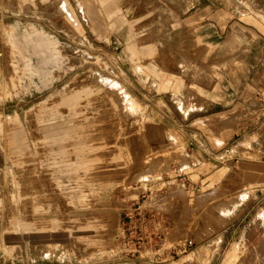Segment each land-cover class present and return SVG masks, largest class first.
I'll use <instances>...</instances> for the list:
<instances>
[{
  "label": "rangeland",
  "instance_id": "374dc122",
  "mask_svg": "<svg viewBox=\"0 0 264 264\" xmlns=\"http://www.w3.org/2000/svg\"><path fill=\"white\" fill-rule=\"evenodd\" d=\"M0 80V264H264V177L191 184L210 130L264 164V0H0Z\"/></svg>",
  "mask_w": 264,
  "mask_h": 264
},
{
  "label": "crops",
  "instance_id": "0c3cea01",
  "mask_svg": "<svg viewBox=\"0 0 264 264\" xmlns=\"http://www.w3.org/2000/svg\"><path fill=\"white\" fill-rule=\"evenodd\" d=\"M241 41L242 33L236 29L228 45L237 47ZM250 53H252V49ZM208 133V139H205L202 144L198 142L195 146H191V150L196 152L195 159L199 163L196 174L198 180L191 181V184H197L201 180L212 184L221 179L225 185L231 186L234 183L237 185L245 184L251 180L255 181L264 177V164L259 162L249 163L241 160V158L239 159V156H228L232 147L227 142V130H210ZM235 171L239 173L231 174ZM155 220V228L159 229L160 223L157 218Z\"/></svg>",
  "mask_w": 264,
  "mask_h": 264
},
{
  "label": "built area",
  "instance_id": "2783aa9c",
  "mask_svg": "<svg viewBox=\"0 0 264 264\" xmlns=\"http://www.w3.org/2000/svg\"><path fill=\"white\" fill-rule=\"evenodd\" d=\"M138 206L130 214H127V221L124 223V237L127 244L134 247V251H140L142 247L149 246L151 242L160 241L161 234L155 228L156 220L151 214L141 212ZM154 238V240H153ZM193 245L192 240H185L183 246H179V251Z\"/></svg>",
  "mask_w": 264,
  "mask_h": 264
},
{
  "label": "bare ground",
  "instance_id": "6f19581e",
  "mask_svg": "<svg viewBox=\"0 0 264 264\" xmlns=\"http://www.w3.org/2000/svg\"><path fill=\"white\" fill-rule=\"evenodd\" d=\"M95 21H97V20H95ZM34 30H35L34 32L38 36V40H35V42H33V46H34V48H37V51H40L45 56V57H42L39 59L40 67L35 69V71L43 73V68H45V66H48L49 69H51L54 66H58L57 62L61 58V56H60L61 54L59 55L58 48H61V47L57 48L58 40L55 39L54 37H51V36L45 34L44 31H42V30H39V29H34ZM99 80H100V78H98V81ZM100 82H104V81L100 80ZM117 83L118 82L113 81L110 83L111 85L110 84L109 85L111 86V88H114V90H116L118 92V94L120 95V99H121L122 103L125 104V108H126V107H128L127 104H129V102L126 99L127 98L126 95L119 88V86H118L119 83L118 84ZM103 84H105V83H103ZM0 86H3V81H1V80H0ZM105 86H106V84H105ZM74 93H76V92H74ZM68 101L70 103V100H68ZM71 105H73V106H71L73 108L76 104L72 103ZM61 131L66 132V131H68V129L61 130ZM49 135H53V132H50ZM59 144L60 143H58V145ZM78 195L79 194L77 193V194H75V196L73 195L72 197L78 200L79 199Z\"/></svg>",
  "mask_w": 264,
  "mask_h": 264
}]
</instances>
